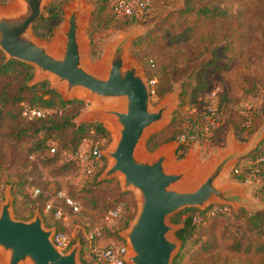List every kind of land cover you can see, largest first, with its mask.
Wrapping results in <instances>:
<instances>
[{
  "label": "rangeland",
  "instance_id": "rangeland-1",
  "mask_svg": "<svg viewBox=\"0 0 264 264\" xmlns=\"http://www.w3.org/2000/svg\"><path fill=\"white\" fill-rule=\"evenodd\" d=\"M16 1L0 0V6L10 7ZM82 1L88 9L82 34L86 41V62L89 65L101 66L111 47L129 34L131 36L126 46L127 56L143 69L147 79L156 78L155 84L150 85L151 107H157L175 89H180L178 104L171 112L169 120L152 130L148 136L155 135L157 142H161L156 148L167 144V141L163 142L164 138L173 133L176 138L170 142L177 143V137L185 134L186 155L196 148L199 151L200 165L203 166L216 153L230 146V135L236 136L245 144L264 124V0H153L152 15L142 20L115 13L111 0ZM73 2L74 0H48L43 13L53 3L57 7L58 16L52 20L40 19V16L37 19L38 32L33 29V34L43 42L54 44L57 40L56 33L64 23L66 7ZM205 3L216 4L218 9L223 4L233 15L222 18L219 15L197 14V8ZM226 49H231V56L235 55L237 59L229 69L223 68V61L228 57ZM6 57V53L0 48V62L7 60ZM151 59L155 61V66L151 65ZM30 65L35 75L36 67ZM19 76L18 73L0 74V97L4 94L7 97V102L0 99V111L2 113L9 110L12 113L0 119L2 200L6 188L11 186L15 195V216L28 219L37 208H41L44 214L46 197L45 194H33L32 189L36 185L42 187L44 193L63 189L75 197L81 203L82 210L71 215L66 230L73 243L84 239L81 257L86 259V234L90 229L103 227L105 237L100 238V241L104 243L108 240H124L119 231L126 228V222L129 223L136 216L137 191L123 190L118 175L98 180L109 164L107 157L103 161L105 166L99 170L97 177L101 184H96L95 174H87L75 162L73 147L69 144L63 149V143L66 145L68 141L66 132H59L58 137V146L64 152L53 156L45 149L43 155L38 154L32 158L31 154L38 151L35 147L38 145L39 136L33 128L38 120L28 121L19 113L21 103L16 99L19 93ZM33 77L29 80L31 85ZM45 80L51 86L52 79L48 77ZM216 85L221 86L220 92L216 98H210V92ZM73 99L83 102L67 105L64 112L73 116L76 123H81L79 115L93 107L95 102L79 96ZM106 101L112 104L121 103L120 97H109ZM194 105L198 107L199 115L192 112ZM209 106L214 107L222 123L214 134L205 136L199 127L204 122L202 113ZM173 117L177 119V124L172 122ZM189 119L196 121L198 126H187ZM86 121L102 122L109 130V135H103L105 146L108 147L114 142L113 129L108 120L91 117ZM22 129H26V132L20 134ZM155 149H150L146 143V151L154 153ZM184 159L178 153L173 155L174 162ZM238 160L233 166L241 163ZM233 166L221 177V183L238 180ZM247 174L256 178V184L263 183L264 173L258 177L252 172ZM87 188L92 190L88 193ZM85 195L98 196L99 206L85 205ZM117 207L120 208L118 216L109 219L108 211ZM179 212V218L176 217L178 222L172 217L170 219L181 226L188 211ZM245 216L244 211H232L198 221L194 236L179 249V252L182 251L179 264H264V251H241L236 250L233 245L235 239L244 238L242 232L246 235L245 241L264 239V214L263 229L256 230L249 229L251 224ZM47 222L53 223L50 218ZM86 261V264H92L87 259Z\"/></svg>",
  "mask_w": 264,
  "mask_h": 264
},
{
  "label": "water",
  "instance_id": "water-1",
  "mask_svg": "<svg viewBox=\"0 0 264 264\" xmlns=\"http://www.w3.org/2000/svg\"><path fill=\"white\" fill-rule=\"evenodd\" d=\"M47 2L17 0L10 7L0 6V48L7 60L19 59L36 67L32 84L50 77L51 87L65 100L79 96L94 101L93 107L79 115L81 122L96 117L111 123L114 142L103 150L109 164L98 180L118 175L123 190L137 191L136 216L119 231L128 245V264H173L182 240L177 235L180 225L170 218L184 208L205 210L218 202L236 207L262 204L247 195L255 183L220 181L236 160L256 149L259 133L244 146L233 140L228 151L216 153L203 166L196 150L174 162L178 146L173 143L149 153L145 150L148 136L169 120L180 89L151 107L150 83L143 69L126 54L129 34L111 47L101 66L89 65L82 34L88 9L82 0L66 7L55 45L39 40L33 25ZM109 97H120L121 103H109ZM14 203L15 195L8 186L0 203V264L83 263L81 239L67 250L59 248L54 241L57 226L46 223L41 208L28 219L19 218Z\"/></svg>",
  "mask_w": 264,
  "mask_h": 264
},
{
  "label": "built area",
  "instance_id": "built-area-1",
  "mask_svg": "<svg viewBox=\"0 0 264 264\" xmlns=\"http://www.w3.org/2000/svg\"><path fill=\"white\" fill-rule=\"evenodd\" d=\"M111 6L115 13L139 20L150 17L154 9L153 0H111ZM150 62L152 66H155L156 63L153 59H151ZM148 81L150 85H154L156 78H149ZM220 89L221 86L216 85L210 92V98H216ZM64 110L65 107L62 106H38L25 100L21 102V115L28 121L45 118L53 114H62ZM192 112H198V107L196 105L192 107ZM198 115L197 117H199ZM202 117H204V122L199 128L205 136H211L221 125V118L212 106H209L208 110L202 113ZM176 140L178 141V154H181L182 156L186 155V135L181 134ZM105 143V137L100 133H97L93 128L82 137L73 156L75 157V162L87 174H96L104 167L103 161L106 157L103 150L106 147ZM46 148L51 154L60 151L58 142L53 137H49L46 140ZM37 155V152L32 153L31 157L34 158ZM239 161L241 163H237V165L235 164L233 169L236 173L244 172L245 177L242 181L255 183L254 179L256 178L247 173L252 172L257 175V177L264 173V152L254 157L244 156L240 158ZM32 191L35 196L45 194L46 200L43 207L44 214H49L52 219L57 222L54 224L57 226V230L54 234V241L59 248L63 250L69 249L73 240L70 238L66 230V225H68L72 214L79 213L82 210L81 203L76 200L75 197L66 193L63 189H55L48 193H44L43 188L36 185L33 187ZM1 200L2 193L0 191V203ZM232 209L233 207L227 203H213L205 210L200 209L203 212L198 210L193 213V219L198 222L206 217L231 213ZM119 211L120 208L118 207L110 209L107 217L113 219L118 216ZM104 233V228L99 226L88 231L85 242L87 248L85 253L86 259L92 264H128L125 258L128 251L127 242L125 240H108L104 243L100 241V238L105 237Z\"/></svg>",
  "mask_w": 264,
  "mask_h": 264
},
{
  "label": "trees",
  "instance_id": "trees-1",
  "mask_svg": "<svg viewBox=\"0 0 264 264\" xmlns=\"http://www.w3.org/2000/svg\"><path fill=\"white\" fill-rule=\"evenodd\" d=\"M212 6V7H210ZM215 6V7H213ZM216 4L210 5V3L208 4H204L201 7L197 8V14H204L205 16L210 15V16H215V15H219L222 18H228L231 17L233 15V12L230 9H227L225 7V5L222 4V8L218 9L216 8ZM221 6V5H220ZM191 9V8H190ZM47 14V15H46ZM58 16V10L55 4L51 3L47 6L45 12L43 13V15L40 17L44 18L46 20H52V19H56ZM39 19V20H40ZM38 20L34 23L33 25V29L38 32ZM235 57H231L228 59H224L223 63L224 66L226 65H230L234 62ZM226 64V65H225ZM7 73H18L20 74V81H19V90H18V94L16 99L20 101H28L33 105H38V106H64L66 107L67 105L73 104V103H82L83 100H79V99H73L70 101H67L63 98V96L61 95V93L57 90L54 89L50 86V83L48 80H44L41 81L39 83L36 84H29V80L33 77L34 75V69L33 67L26 63L23 62L21 60H17V59H10V60H5L3 59L0 62V74H7ZM4 98V100H3ZM0 99L2 101L7 102V97L6 94L2 95L0 97ZM19 113L21 115V108L19 110ZM6 114H12L9 110H6L4 112L1 113L0 111V119H4L6 117ZM22 117V115H21ZM73 116L66 114L65 112H63L62 114H53L50 116H47L45 118H41V119H36L33 121H37L38 123H35V125H33L34 128V132H36V134L39 136V141L37 142V153L40 155H43V152L46 148V140L49 137H53L57 140L58 144L60 145V140H59V132L65 133L66 132V137L68 138V141H66V145L65 143H63L64 148H66L67 145H71L73 147V151H75L81 140L82 137L89 132L90 129H95L97 131V133H100L101 135H109V130L107 129V127L99 121H85V122H81V123H76L74 121V119L72 118ZM177 119L175 117H173L172 122L174 124L176 123ZM32 126V125H31ZM187 126H198V124L196 123V121H192V119L188 120ZM26 129H22V131H20V134L25 133ZM44 133V136L42 135ZM41 134V136H40ZM176 138V134L173 133L171 136L164 138V141H168L171 139ZM161 142H157V139L155 137V135L150 136L147 140V146L150 149H155ZM60 151H58L57 153L51 154L53 156L55 155H59L63 149H61V147L59 146ZM48 151V150H47ZM49 152V151H48ZM264 152V138L262 139V141L259 143V145L257 146V148L255 150H253L250 154H248L246 157H254L256 155H259L261 153ZM50 154V153H49ZM179 156H182L181 154H179ZM239 161V160H238ZM105 166V165H104ZM235 167V166H234ZM104 168V167H103ZM102 168V169H103ZM101 169V170H102ZM100 170V171H101ZM234 170V169H233ZM100 172L98 171L97 174H95V183L96 184H101V182L97 181V177L98 174ZM263 175V174H262ZM235 176L238 180H244L245 174L244 172L241 173H235ZM260 176V175H259ZM263 183L257 188V192H259L261 198L264 200V179L262 181ZM86 192H90L92 190V188H87ZM91 196V199L89 198ZM90 196H84L85 202L84 204L87 206H91V207H98L99 206V198H97L98 196H94V195H90ZM46 197V196H45ZM46 200V198H45ZM196 210L203 212L200 209H197V207H187L181 210V212H186L188 211V214L184 217L182 225L179 227V229L177 230V235L178 237L182 240V246H185V244L187 243V241L189 239H191L194 234L196 233L197 230V224L198 222L195 221L193 219V213L196 212ZM233 212H235L232 209ZM231 211V212H232ZM244 211L246 214V220L248 221V223L250 222L251 227H249V229H263L262 224H263V214H264V210H258V211H249L245 208H242L240 211H238L237 213ZM31 212H34L31 211ZM30 212V213H31ZM33 213H31L32 215ZM180 214L176 213L172 216L174 221H177L179 219H176V217ZM45 216V220L48 221V218L52 219V217L49 214H44ZM179 218V216H178ZM53 223H48L49 225H54L57 222L55 220H53ZM128 224V221L126 222V225ZM242 234L244 235V238H240V239H235V242L233 243L234 247L236 250H257V251H264V239L261 240H246V235L245 233L242 232ZM264 234V232H263ZM262 234V235H263ZM120 238V237H119ZM84 241V239H83ZM182 257V251H180L177 256L174 259V263L173 264H179L180 260ZM83 263L86 264V259L82 258Z\"/></svg>",
  "mask_w": 264,
  "mask_h": 264
},
{
  "label": "crops",
  "instance_id": "crops-1",
  "mask_svg": "<svg viewBox=\"0 0 264 264\" xmlns=\"http://www.w3.org/2000/svg\"><path fill=\"white\" fill-rule=\"evenodd\" d=\"M225 50V49H224ZM230 50L231 49H226V53H228V57L227 58H225V59H228V58H231V57H236L235 55H232L231 56V54H230ZM237 59L235 58V60H234V62L236 61ZM234 62L231 64V66L230 65H226V66H224L223 68L224 69H229L230 67H232L233 66V64H234ZM176 90V89H175ZM174 90V91H175ZM173 91V92H174ZM263 131H264V124L263 125H261L257 130H256V132L254 133V135L252 136V138L248 141V142H246L245 144H243V143H241L239 140H238V138H236V136H232V135H230L229 136V142H230V146L226 149V150H223L222 152H226V151H228L231 147H232V142H233V140H235L238 144H240L241 146H244V145H246V144H248L252 139H253V137H255L258 133H259V141H258V143H257V146L259 145V143L262 141V139L264 138V133H263ZM171 140H173V139H171ZM171 140H168L167 142V144H169V143H173V144H175V146L177 147L178 146V143L176 142V141H173V142H170ZM163 143V142H162ZM166 145V144H165ZM164 146V145H163ZM257 148V147H256ZM158 148H156L155 150H157ZM177 149H178V147H177ZM177 149H175V151H174V155L176 154L177 155ZM154 150V151H155ZM192 150H196V151H198L196 148H193ZM191 150V151H192ZM191 151H189V153L191 152ZM199 152V151H198ZM187 155H185V156H183V158H185ZM215 156V155H214ZM213 156V157H214ZM212 157V158H213ZM211 158V159H212ZM211 161V160H210ZM258 180V179H257ZM256 180V181H257ZM263 181V180H262ZM231 182H234V183H241V182H243L242 180H236V179H233ZM260 185H258V184H254L253 186H251L249 189H248V192H247V195L250 197V198H252V199H254V200H256V201H259V202H261L262 204L261 205H259V206H257V207H249V206H238V207H236V206H232L233 207V210L235 211V212H238V211H240L242 208H245V209H247V210H249V211H258V210H262V209H264V200L261 198V196H260V194H259V192H257V188L259 187ZM252 191H254L253 193H252ZM255 193V194H254Z\"/></svg>",
  "mask_w": 264,
  "mask_h": 264
},
{
  "label": "bare ground",
  "instance_id": "bare-ground-1",
  "mask_svg": "<svg viewBox=\"0 0 264 264\" xmlns=\"http://www.w3.org/2000/svg\"><path fill=\"white\" fill-rule=\"evenodd\" d=\"M52 44V43H51ZM56 44V42L54 43V44H52V45H55ZM111 127H112V125H111Z\"/></svg>",
  "mask_w": 264,
  "mask_h": 264
}]
</instances>
